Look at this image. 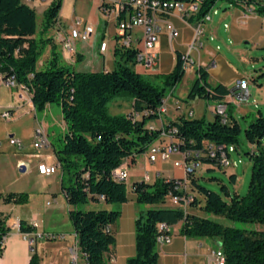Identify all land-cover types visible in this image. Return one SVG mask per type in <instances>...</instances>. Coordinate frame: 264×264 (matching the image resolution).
Instances as JSON below:
<instances>
[{"label": "trees", "instance_id": "obj_1", "mask_svg": "<svg viewBox=\"0 0 264 264\" xmlns=\"http://www.w3.org/2000/svg\"><path fill=\"white\" fill-rule=\"evenodd\" d=\"M216 1L204 0L199 16ZM61 6L62 0H52L38 25L35 9L24 0H0V75L25 87L36 110H43L53 102L60 104L66 128L61 147L54 149V153L61 169L76 167L72 184L64 186L61 179V188L69 206L68 217L76 235L77 248L87 256L88 263L104 264L105 254L115 242L110 227L119 217L117 206L128 199L126 183L114 180L111 172L127 157L133 164L159 139L162 130L158 127L151 130L150 121L161 119L157 108L165 97V88H159L135 71L136 49L117 44L113 50L114 67L108 71H78L73 66L62 64L53 47L48 63L37 68V61L49 42L46 33L55 26ZM249 6L255 9L254 13L264 17V3ZM184 73L178 52L172 71L162 75L164 84L175 86ZM207 78L206 68L199 66L188 89L187 100L199 97L221 101L231 93V89L222 84L211 85ZM121 94L132 100L131 110L127 114L109 113L108 103ZM131 111L142 113L141 118L132 120ZM143 111L149 114L143 115ZM227 114L226 122L218 114L212 120L180 116L175 121L166 122L163 127L176 129L174 137L182 150L196 151L205 143L212 142L230 144L236 151L241 127L231 112ZM244 135L246 141L254 145L247 153L252 165L245 195L230 194L224 185L221 186L222 193L210 190L200 185L194 175L190 176L189 189L194 200L188 208L198 206L202 199L205 216L167 205L169 192L176 193V184L171 178L157 177L151 183L140 180L132 184L137 201L152 207L135 218V253L126 264H157V224L171 226L180 221L179 232L182 235L218 240L226 264H264V229H242L208 216L212 214L233 223L250 222L264 226V114L261 111L246 126ZM202 163L217 165L210 159H202ZM77 165H80L79 169ZM229 178L234 182L235 175ZM0 200L23 204L28 201V194L0 193ZM89 201H102L115 207L78 209L79 204ZM34 229L25 220L19 221L21 233H32ZM8 231L9 227L0 213V255ZM38 262L39 257L34 251L28 264Z\"/></svg>", "mask_w": 264, "mask_h": 264}, {"label": "crops", "instance_id": "obj_2", "mask_svg": "<svg viewBox=\"0 0 264 264\" xmlns=\"http://www.w3.org/2000/svg\"><path fill=\"white\" fill-rule=\"evenodd\" d=\"M51 1L52 0H24L26 4L35 9L36 15L39 11L42 14ZM100 4L101 0L63 1L55 26L46 33L45 37L49 38V42L46 44L45 51L37 61V68H43L48 63L51 57L52 47L57 52L59 61L62 64L74 67L80 62L79 68L74 67L78 71H108L114 67L115 58H108L109 46L114 50L116 45L114 14L111 12L110 15H104ZM66 7H68V9ZM76 18L81 20V25L78 26L79 28H82L84 24H91L95 27V33L87 41L75 40V53L73 57L68 58V54L62 48V40L68 35L70 28L74 27ZM170 21L178 30V37L170 40L164 28L165 30L163 34L159 36L157 42V49L159 52L158 64L155 66L152 73H145L139 65H135L134 69L136 72L142 75H165L172 71L175 65L176 53L185 50L191 38L192 30L190 26L186 25L178 18L176 13L170 17ZM206 29L215 35L213 41H217L218 45L216 44V47L222 42L226 47L225 49L234 54L239 55L240 52L246 51L241 48L244 42L252 43L257 49L264 48V17L256 13L248 14L241 6L230 4L229 2L223 5L222 10L217 13V20L213 24L206 26ZM136 32L140 33V30L138 29ZM103 39L108 41V47L104 53H101L98 47L97 49L93 47V44L97 41L99 46L100 41ZM77 44H79V47H77ZM202 54L205 56L202 57ZM194 55L197 58V65L206 68L208 83L211 85L222 84L231 89V93L217 102L226 104L233 102L232 95L240 91L236 85V80L238 78H245L238 67L234 66L231 62H227L218 49L210 48L206 44L202 50ZM110 60L113 61L110 62ZM211 60H214V64L207 66ZM197 65L194 66L195 68L193 67L194 69L192 68L193 70L186 71L188 73L193 71V79L195 78V69ZM247 87L250 93L249 84ZM168 99L169 97L165 98L167 110L162 114V118L150 121L155 127L160 128L162 124L164 125L168 121H175L180 116L187 117L188 110H192L191 118L205 117L207 120H212L214 118L215 106H208L212 116L206 117L205 102L199 97L184 101V104L176 99L169 106L167 105ZM114 105L115 107H120L121 104L115 101ZM131 106L132 100L130 101V108L125 114L131 110ZM0 108H12L14 110L13 119L9 121L0 120V193L26 192L28 194V201L23 204L5 203L0 200V213L5 218L7 227H9V231L3 242L0 264H28L31 254L34 251L38 254L37 248H34L33 242H31L32 238L30 235L39 238L37 235L44 232L66 234L68 231L61 229V222L65 223L66 221H70L68 217L69 206L61 185L58 184V187L51 186L50 182L53 181L55 176L43 175L37 170L38 163H49L51 167L59 164L54 149L40 152L38 151L39 149L34 148L32 145L33 132L37 122L41 123L46 133L48 131L49 126L46 123V116L48 110L51 113V104L45 106L43 115H39L31 101V94L29 91L15 82L13 86L10 85L8 79H4V76L0 75ZM258 111L261 110L259 109ZM23 123L24 126L27 125L28 128V135H26V137L22 134L21 130ZM61 125L63 131H65L66 125L63 119L61 120ZM10 137H15L19 140H21L20 138L22 137L23 140H27L28 142L25 143L21 140L22 143L24 142V149L19 150L15 145L10 144ZM48 146L43 147V149H46ZM139 156L143 157L140 158ZM139 156L136 161L128 167L127 183L125 181L128 199L126 202L117 206L120 211L119 217L110 227L115 242L110 247L109 252L105 254L104 264H126L127 259L134 255L135 218L142 211L152 207L151 205L142 204L137 201L136 194L132 190V184L135 181L142 180L145 174L149 175L150 183L157 177H160V170H162L161 162L153 166L151 165L152 163L148 162L145 154ZM139 158L141 160L138 164ZM31 159L35 160L29 164V160ZM17 167L20 168L21 172H25L27 168L31 173L33 180L32 189L30 190L40 192V188L42 187L45 194L46 192L52 193L55 204L59 202V204L63 206L57 207L56 205L44 212L42 206L34 205L31 202L32 193L29 189H25V186L17 188L11 186L4 187L3 183H1L2 177H9ZM22 167L23 170L21 169ZM173 167L177 172L171 178L181 176L182 170L175 166ZM59 169L54 175L58 174ZM165 178L169 179L170 177ZM4 180V182H6V179ZM235 181L236 177L234 182ZM48 203L49 202L46 201V204ZM91 203L93 205H101V208L105 209L115 207L112 204H106L102 201ZM91 206L92 205L88 206L87 209H93ZM20 220H25L28 224L36 222L37 227L32 233H21L19 231ZM181 223L180 221L170 226V242L156 245L158 253L157 264H211L213 261V249L207 242V239H204L205 237L192 238L182 235L179 232ZM71 232H73L72 226ZM214 240L219 247V241L216 239ZM66 245L67 251L69 252V244L66 243Z\"/></svg>", "mask_w": 264, "mask_h": 264}, {"label": "built area", "instance_id": "obj_3", "mask_svg": "<svg viewBox=\"0 0 264 264\" xmlns=\"http://www.w3.org/2000/svg\"><path fill=\"white\" fill-rule=\"evenodd\" d=\"M204 0H192V2H184L180 0H101L100 7L104 15L114 14V22L116 25V44L125 48H134L136 52V65H139L145 73H152L155 66L158 64L159 52L157 42L159 36L167 31V36L170 40L178 37L179 32L170 21V17L174 13L192 30L191 38L186 45L184 51H178L182 59V69L184 72L191 70L196 64L197 58L195 53L202 50L206 40H213L215 35L206 29L205 24L212 21V16L218 13V8L215 4L211 6L203 15L199 16L200 9ZM230 4L241 6L254 5L264 3V0H225ZM79 18L75 19L74 27H71L69 33L62 40V48L68 54V58L73 57L75 53V40L87 41L95 33V27L91 24H84L82 28ZM226 26V25H225ZM165 28V29H164ZM139 29L140 33L135 30ZM208 31V33H206ZM108 41L103 39L100 41L98 49L101 53L107 50ZM219 49V46L216 47ZM177 52V53H178ZM176 53V54H177ZM214 64L211 60L207 66ZM199 67L197 65L196 69ZM195 69V72H196ZM12 85L11 78H7ZM236 85L239 88V93H234L241 100H248L250 93L248 91V80L246 78H238ZM239 104V103H238ZM167 110L165 98L162 104L157 108V113L162 114ZM214 113L220 115L221 120L226 122L228 118L226 103H219L214 107ZM147 111H143V115H148ZM132 120L140 119L142 113L130 112ZM192 110H188L187 117H191ZM14 117L12 108H0V120L9 121ZM162 132L157 141L152 143L145 155L148 162L169 161L172 160L173 166L182 170V175L171 178L176 186V193L169 192L168 200L172 206L183 208L185 211L194 200V194L190 191V176L198 166L202 164V159H210L219 166L228 167L236 165L232 160L231 153L234 152L231 145L215 144L207 142L202 148L196 151L182 150L179 142L174 137L175 128L165 129L163 124L160 126ZM150 129H155V126L150 125ZM10 144L15 145L19 150L24 149L21 140L15 137L9 138ZM33 147L40 149L48 146L47 133L43 129L40 122H37L33 132ZM254 148V145L251 146ZM132 164L130 157L125 158L123 162L112 172V178L116 181H126L128 177V167ZM59 167H51L49 163H38L37 170L40 174H54ZM170 179V178H169ZM143 181L149 182V175L143 176ZM103 199L102 196H99ZM31 225L36 228L37 223L32 222ZM158 234L156 236L157 244L170 242V226L165 223L157 224ZM45 240H66L67 236L64 233L44 232L37 235ZM33 241V238L31 239ZM70 264H83L81 258V250L74 249V246L69 247ZM213 261L211 264H226L225 255L220 246L212 251Z\"/></svg>", "mask_w": 264, "mask_h": 264}, {"label": "rangeland", "instance_id": "obj_4", "mask_svg": "<svg viewBox=\"0 0 264 264\" xmlns=\"http://www.w3.org/2000/svg\"><path fill=\"white\" fill-rule=\"evenodd\" d=\"M62 0V4H63ZM227 1L225 0H217L215 2V7L218 8V11L222 10V7L224 4H226ZM68 9V7H66ZM217 20V14L212 16V21L205 24V26H209L213 24ZM42 21V14L39 11L37 14V24L40 25ZM111 27V24H110ZM136 29L135 31H137ZM208 33V31H206ZM206 45H208L210 48L216 49L217 41L213 40H206ZM218 45V44H217ZM46 44L43 49V52L46 49ZM77 47H79V44H77ZM93 47L97 49L98 43L97 41L93 44ZM109 52H108V58L110 57L115 58L113 55V48L109 46ZM225 45L221 42L219 44V51L223 54V57L227 62H231L234 66L238 67V69L241 71L243 76L248 80L249 88H250V97L248 100H241L238 98L237 95H232V101L230 103H227V113L231 112V114L235 117L237 122L239 123L241 127L240 134L238 136L239 142L238 147L234 148V152L231 153V158L233 161L236 162V165H229L228 167L224 166H217L213 163H202L200 166H198L194 172V176L197 179V182L205 186L206 188L222 193L221 186L224 185L227 188V191L230 194H238V195H245L247 193L248 184L250 181L251 176V165L252 161L247 153L251 151V144H249L244 135V129L246 126L253 121L258 116V110L260 109L261 112L264 114V48L263 49H257L255 48L252 43L250 42H244L241 45L242 49H245V52H240V54H234L230 51H227L225 49ZM205 55L202 54V57ZM109 60V59H108ZM113 60H110V62ZM80 62H78L74 67L79 68ZM197 64V61H196ZM110 67V66H109ZM195 68V67H194ZM193 68V69H194ZM192 69V70H193ZM193 71L186 72L183 78L176 83L175 86H166L164 84L163 76L162 75H150L145 74L143 75L146 77L152 84L158 86L159 88L164 87L165 88V97H169L167 101V105L169 106L172 104L173 101L176 99L181 102L185 103L184 101H187V93L188 89L193 81ZM205 103V113L206 117H211L212 113L208 106H217L219 103L217 100L214 99H206L201 98ZM118 101L121 105L120 107H115L114 102ZM130 97L126 94H121L119 96H116L108 103V111L111 114H125L128 109L130 108ZM239 103V105H237ZM224 104V103H223ZM256 105V106H255ZM37 113L39 115H43V110H37ZM46 116V123L48 124V131H47V141L49 146L45 149L41 148L38 151L44 152V150H52V149H58L61 147L62 144V135L64 133L62 125H61V106L59 103H51V113L49 110L47 111ZM22 134L28 135V128L27 125L24 126V123L21 126ZM25 143L28 142L27 140H23V138H20ZM23 142V144H24ZM142 158L143 156H139ZM138 159V164L140 163L141 159ZM35 159L29 160V164L33 162ZM80 161V159H79ZM161 162V173L160 178L163 179L165 177H173L176 174V169L173 167L172 160L163 162V161H155L151 165H158V163ZM55 166V165H53ZM80 168V165H77V169ZM76 167H70L69 170L66 169H59L58 174L54 175L55 178L53 179L51 183V186L58 187V184L61 185V179L62 184L64 186H69L74 182L73 172H75ZM234 174L236 177V181L233 182L230 180L229 175ZM6 179V182H4ZM32 180L33 177L31 176V173L26 168L25 172H21L20 168L17 167L13 173L10 174L9 177L4 178L2 177L1 183H3L4 187L11 186L13 188L17 187H24L25 189H29L31 191V202L34 205L42 206V209L44 212L49 210V208L55 207H62V204H55V201L53 199L51 192L43 191L42 187L40 188V192H36L32 189ZM35 180V179H34ZM127 183V181H126ZM60 188V186H59ZM60 191V189H59ZM55 192V191H54ZM198 196V195H197ZM55 197V196H54ZM59 198V197H58ZM199 198V197H198ZM46 201L49 203L46 204ZM202 199L198 201V206H192L191 208L187 209L188 213H194L200 216H205L206 214L203 211L202 208ZM91 206L93 209H101V205H93L90 201L85 204H79L77 207L78 209H87L88 206ZM167 205H171L170 201H167ZM191 209V210H190ZM191 211V212H190ZM208 216L211 219H214L216 221H219L225 225H235L242 229H257L262 230L264 229V226L257 224V223H244V222H231L228 219L220 216H215L212 214H208ZM71 223L70 221H66L65 223L61 222V229H65L68 232L66 233V240H45L43 238H36L34 235H30L31 238H33V246L34 248H37L38 251V257L39 262L38 264H70V256L69 252L67 251V245L69 244V247L71 245L74 246V248L77 246L78 242L76 239V235L74 232H71ZM204 239H207V242L210 244L211 248L215 250L218 245L216 241L211 237H205ZM66 245V247H65Z\"/></svg>", "mask_w": 264, "mask_h": 264}, {"label": "bare ground", "instance_id": "obj_5", "mask_svg": "<svg viewBox=\"0 0 264 264\" xmlns=\"http://www.w3.org/2000/svg\"><path fill=\"white\" fill-rule=\"evenodd\" d=\"M244 10L248 13H254V11H255V9L249 5H244ZM11 82H12V78H11ZM12 86H13V83H12ZM232 148L234 151V147H232ZM52 167H58V166L56 165V166H52ZM74 249H78L77 246ZM81 258H82L83 264H89L88 260H87V256L85 254H82V251H81Z\"/></svg>", "mask_w": 264, "mask_h": 264}, {"label": "water", "instance_id": "obj_6", "mask_svg": "<svg viewBox=\"0 0 264 264\" xmlns=\"http://www.w3.org/2000/svg\"><path fill=\"white\" fill-rule=\"evenodd\" d=\"M21 169L23 170V167ZM219 244H220V242H219Z\"/></svg>", "mask_w": 264, "mask_h": 264}]
</instances>
